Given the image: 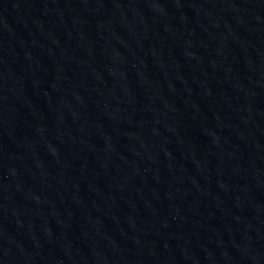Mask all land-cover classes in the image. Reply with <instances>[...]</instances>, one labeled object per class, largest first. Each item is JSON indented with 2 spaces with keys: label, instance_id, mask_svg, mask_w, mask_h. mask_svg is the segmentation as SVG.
I'll return each instance as SVG.
<instances>
[{
  "label": "water",
  "instance_id": "1",
  "mask_svg": "<svg viewBox=\"0 0 264 264\" xmlns=\"http://www.w3.org/2000/svg\"><path fill=\"white\" fill-rule=\"evenodd\" d=\"M159 114L213 264H264V0H102Z\"/></svg>",
  "mask_w": 264,
  "mask_h": 264
}]
</instances>
